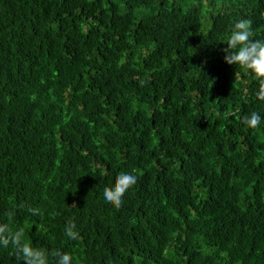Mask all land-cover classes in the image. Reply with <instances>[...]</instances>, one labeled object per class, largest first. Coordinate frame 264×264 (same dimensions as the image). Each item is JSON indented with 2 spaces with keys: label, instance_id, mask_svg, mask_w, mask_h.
Listing matches in <instances>:
<instances>
[{
  "label": "trees",
  "instance_id": "1",
  "mask_svg": "<svg viewBox=\"0 0 264 264\" xmlns=\"http://www.w3.org/2000/svg\"><path fill=\"white\" fill-rule=\"evenodd\" d=\"M241 18L264 39V0H0V222L49 264H264V101L223 52Z\"/></svg>",
  "mask_w": 264,
  "mask_h": 264
},
{
  "label": "clouds",
  "instance_id": "2",
  "mask_svg": "<svg viewBox=\"0 0 264 264\" xmlns=\"http://www.w3.org/2000/svg\"><path fill=\"white\" fill-rule=\"evenodd\" d=\"M227 47L223 49L224 59L228 64L242 66L251 72L258 82L256 97L264 101V39L252 38L250 22L245 19H237L231 26L229 35L224 39ZM264 120V116L258 111H251L243 117V122L252 128L257 127ZM137 181V176L132 171H120L116 174L112 186L105 187L102 192L105 204L119 208L124 193ZM33 215L39 210L30 208ZM65 233L69 239H77L79 236L74 222L69 221L65 226ZM0 245H11L15 249L17 257L25 264H49L48 252L40 246L26 242L24 227H11L9 223L0 222ZM54 264H73V257L67 251L55 253Z\"/></svg>",
  "mask_w": 264,
  "mask_h": 264
}]
</instances>
